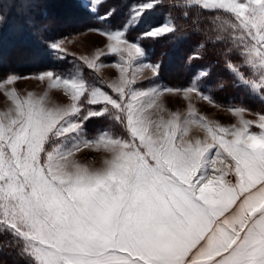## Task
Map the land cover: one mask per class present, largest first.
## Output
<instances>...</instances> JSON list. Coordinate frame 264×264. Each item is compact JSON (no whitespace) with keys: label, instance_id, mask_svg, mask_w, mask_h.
Returning a JSON list of instances; mask_svg holds the SVG:
<instances>
[{"label":"snow or ice","instance_id":"6c2138e0","mask_svg":"<svg viewBox=\"0 0 264 264\" xmlns=\"http://www.w3.org/2000/svg\"><path fill=\"white\" fill-rule=\"evenodd\" d=\"M0 93V264H264V0H0Z\"/></svg>","mask_w":264,"mask_h":264},{"label":"rangeland","instance_id":"374dc122","mask_svg":"<svg viewBox=\"0 0 264 264\" xmlns=\"http://www.w3.org/2000/svg\"><path fill=\"white\" fill-rule=\"evenodd\" d=\"M82 43L83 44H87L88 43V38L87 37H83L81 38ZM18 85V90L21 91H34V92H40L41 88L40 86L37 85V83L35 81H19L17 82ZM6 105H5V100L4 97L2 95V93H0V111H3L5 109ZM218 118L227 121L228 118L224 117L222 114H220L218 116ZM249 119H252L253 117H248ZM89 159H92L91 156H89Z\"/></svg>","mask_w":264,"mask_h":264},{"label":"trees","instance_id":"16d2710c","mask_svg":"<svg viewBox=\"0 0 264 264\" xmlns=\"http://www.w3.org/2000/svg\"><path fill=\"white\" fill-rule=\"evenodd\" d=\"M22 70H25L26 71V67L25 68H22Z\"/></svg>","mask_w":264,"mask_h":264}]
</instances>
